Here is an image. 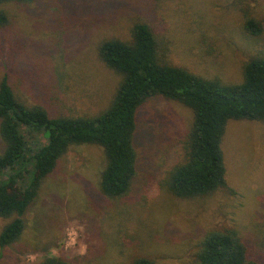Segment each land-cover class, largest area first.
<instances>
[{
    "label": "rangeland",
    "instance_id": "374dc122",
    "mask_svg": "<svg viewBox=\"0 0 264 264\" xmlns=\"http://www.w3.org/2000/svg\"><path fill=\"white\" fill-rule=\"evenodd\" d=\"M0 82L8 76L22 102L52 117L94 116L109 107L121 76L99 56L110 39L131 40L143 23L162 59L226 84L264 55V0H35L0 4ZM248 18L262 33L245 30ZM164 48V49H163ZM193 113L156 97L138 112L137 174L128 194L101 192L107 159L96 145L72 146L42 183L21 239L0 247V264H195L209 232L236 230L250 259L264 264V123L231 121L223 139L227 188L196 199L174 196L169 173L184 159ZM34 149L45 140L27 137ZM3 143L0 138V154ZM4 176L0 175V181ZM12 219L0 218V234Z\"/></svg>",
    "mask_w": 264,
    "mask_h": 264
},
{
    "label": "trees",
    "instance_id": "16d2710c",
    "mask_svg": "<svg viewBox=\"0 0 264 264\" xmlns=\"http://www.w3.org/2000/svg\"><path fill=\"white\" fill-rule=\"evenodd\" d=\"M35 0H0V4ZM9 23L0 11V26ZM245 30L262 33L261 25L248 18ZM164 49V48H163ZM103 63L121 76L107 109L94 116L52 117L40 105H29L16 96L8 76L0 82V218L12 219L0 234V247L16 244L25 230L27 211L39 195L43 181L55 172L72 146L96 145L106 155L101 192L108 198L128 194L137 174L135 137L138 112L150 99L163 97L182 104L193 113L184 140V159L169 173L166 185L181 199H196L227 188L222 149L231 121L264 123V55L244 65L243 81L226 84L165 62L161 47L147 24H136L131 40L110 39L99 46ZM45 142L34 149L27 137ZM236 230L209 232L195 264H258ZM39 264H70L46 256ZM132 264H154L136 258Z\"/></svg>",
    "mask_w": 264,
    "mask_h": 264
}]
</instances>
